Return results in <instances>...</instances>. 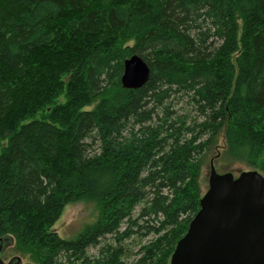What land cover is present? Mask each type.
Returning <instances> with one entry per match:
<instances>
[{"label": "trees", "instance_id": "1", "mask_svg": "<svg viewBox=\"0 0 264 264\" xmlns=\"http://www.w3.org/2000/svg\"><path fill=\"white\" fill-rule=\"evenodd\" d=\"M136 55L148 80L123 89ZM264 176V0H0V238L35 264H169L203 158ZM85 200L97 218L53 231Z\"/></svg>", "mask_w": 264, "mask_h": 264}, {"label": "water", "instance_id": "2", "mask_svg": "<svg viewBox=\"0 0 264 264\" xmlns=\"http://www.w3.org/2000/svg\"><path fill=\"white\" fill-rule=\"evenodd\" d=\"M148 77L149 68L138 56L123 61V89H138ZM13 243L10 236L0 238V264H30L19 257L3 262V252ZM169 264H264V176L257 170L236 177L219 174L211 163L199 210L177 241Z\"/></svg>", "mask_w": 264, "mask_h": 264}, {"label": "rangeland", "instance_id": "3", "mask_svg": "<svg viewBox=\"0 0 264 264\" xmlns=\"http://www.w3.org/2000/svg\"><path fill=\"white\" fill-rule=\"evenodd\" d=\"M225 147L224 138L220 134L217 138V146L215 149L207 153L203 158L202 167L199 172V192L202 196L208 188V175L210 164L212 163L216 172L219 174L230 172L235 177L241 172L253 170L241 163H230L222 157ZM97 207L90 202L80 200L64 207L61 216L53 226V231L62 239H73L83 226L94 222L97 218ZM19 257L22 263L35 264L30 261L26 254H20L13 248L5 250L2 254V260L7 263L11 258Z\"/></svg>", "mask_w": 264, "mask_h": 264}]
</instances>
